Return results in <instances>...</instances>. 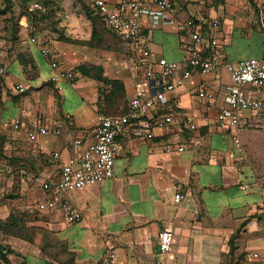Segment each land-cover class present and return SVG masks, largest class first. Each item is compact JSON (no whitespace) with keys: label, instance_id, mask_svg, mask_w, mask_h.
I'll return each instance as SVG.
<instances>
[{"label":"crops","instance_id":"1","mask_svg":"<svg viewBox=\"0 0 264 264\" xmlns=\"http://www.w3.org/2000/svg\"><path fill=\"white\" fill-rule=\"evenodd\" d=\"M52 1L54 15L36 31L48 36L75 80L62 83L61 90L50 82V64L29 41L34 32L28 14L20 15L19 42L10 53L0 55L6 70L0 76V134L7 138L14 163L0 175V264H98L107 250L116 254L113 264H264L248 259L250 252L264 255V131L217 125L216 111L224 107L232 86L224 70L221 80L213 74H194L170 94L178 102L172 132L154 126L149 139L135 137L127 128L117 137L120 155L114 177L70 195L82 214L80 222H68L59 210L50 215L37 211V204L49 197L42 182L54 180L62 163L80 159L94 143L99 114L129 111L134 83L141 75L133 62L137 46L122 43L105 26L99 27L105 34L101 40L92 41L94 25L82 6L92 0ZM106 1L114 7L118 0ZM171 1L180 20L202 11L221 20L214 34L231 62L264 56V0ZM143 22L142 30L158 57L186 61L175 27L153 28L148 20ZM95 68H101L104 78L122 84L124 96L116 106H107L102 92L111 87L96 78ZM17 85L26 91H17ZM205 90L214 94L213 99L197 98V92ZM255 97L264 100V92ZM166 113L154 111L152 116L159 119ZM185 115L194 119L196 133L181 125ZM248 118L250 113L243 114V121ZM17 120L22 124L19 131L11 127ZM58 124L63 126L57 137L38 136L34 141L27 137L33 126ZM77 139L83 142L81 149L74 146ZM167 146L171 152H166ZM180 146L183 152L177 150ZM55 152L61 154L60 163L52 158ZM177 193L185 195L181 203L174 201ZM5 195L10 199L3 200ZM26 210L41 215L25 222L27 237L32 229L51 234L36 233L31 241L6 233L10 215ZM169 228L174 233L172 248L161 256L158 237Z\"/></svg>","mask_w":264,"mask_h":264},{"label":"built area","instance_id":"2","mask_svg":"<svg viewBox=\"0 0 264 264\" xmlns=\"http://www.w3.org/2000/svg\"><path fill=\"white\" fill-rule=\"evenodd\" d=\"M12 1L17 9V4ZM92 3L108 29L115 32L123 42L138 47V54L133 62L141 75L134 83V96L130 100L129 111L118 116L99 114L94 129V143L88 146L80 159L69 158L62 163L54 180L46 179L42 182L49 197L37 204V211L42 215H50L59 210L70 223L80 222L82 219V214L70 200V195L114 177L115 163L120 155L116 139L125 129L128 128L135 137L150 139L153 137L154 126L168 132L176 128L174 114L178 102L171 100L170 94L194 74H213L216 80H221L222 71L228 73L232 86L225 95L224 107L216 111L215 116L220 128H252L264 131V100L255 97L259 91L264 92V56L261 59H243L238 63L227 59L223 54L221 41L214 34L222 26L221 20L211 18L203 11L186 20H180L177 5L171 0H118L114 7L106 0H92ZM32 10L44 13L46 11L38 3L32 5ZM144 20H148L153 28L171 26L177 29L186 54L184 63L169 61L156 55L150 47L149 36L142 30ZM34 24H30L34 35L29 41L50 64V82L61 90V84L74 81L76 74L61 63L48 36L39 34ZM5 72L0 63V76L5 75ZM16 90L22 93L26 88L17 85ZM213 97L211 91L197 92V98L201 100H211ZM166 110L168 113L162 118L154 119L152 116L154 111ZM246 112L251 114V118L243 121L242 116ZM180 121L183 127L193 133L197 132L198 126L191 116L185 115ZM62 126L36 125L27 131V137L30 141L36 140L38 136L57 137ZM11 127L19 131L22 124L17 120ZM191 138L190 135L187 136L188 140H192ZM235 141L240 144L238 138ZM74 146L81 149L83 142L77 139ZM177 150L183 152L185 149L180 146ZM171 151L172 147L167 146L166 152ZM52 158L59 163L62 159L59 152L53 153ZM184 200L185 195L182 193H177L174 197L176 203ZM173 240L174 233L170 228L159 234L158 249L161 256L170 253ZM115 258V252L107 250L98 264H113ZM248 259L264 263V255L259 252H250Z\"/></svg>","mask_w":264,"mask_h":264},{"label":"trees","instance_id":"3","mask_svg":"<svg viewBox=\"0 0 264 264\" xmlns=\"http://www.w3.org/2000/svg\"><path fill=\"white\" fill-rule=\"evenodd\" d=\"M8 2H10L11 4H13L12 0H7ZM16 4H18L20 2V5L23 9V13H27L28 16H30L31 20L34 21L33 23H35V25H39L40 23H42L43 21H45V19H51L50 16L54 15V12L52 10L51 6V2L52 0H14ZM34 1V3H33ZM81 2L84 0H80ZM226 0H216L217 3L220 2H225ZM30 3V6H27V8H25V5H28ZM35 3L40 4L45 11L44 12H40V11H32L31 7L32 5H34ZM83 5V10L86 14V16L88 17V19L91 21V23L94 25V32H93V38L92 41L97 37V35L100 33L101 31L99 29V25L97 24V20H100L103 25L106 27V24L104 23L102 17L97 13V10L93 7V3L87 4L84 2ZM24 5V6H23ZM57 23V20L55 21V25ZM110 30V29H109ZM109 32L113 33L122 43H126L125 41L123 42L122 39L112 30H110ZM96 69V78H99V80H101V82L105 85H109L111 88L109 90L108 93H104L102 92V94L104 95V99L105 102H107V106H116L117 105V101L119 99L123 98V93H124V89L122 88V84L119 81H110L109 79H106L103 77V71L101 70V68H95ZM6 141L7 138L5 136H3L2 134H0V151H6ZM2 156V154L0 155V157ZM1 159V158H0ZM9 164L10 166L14 165V163L12 162V160H9ZM41 217L40 214H37L36 217ZM28 221L27 216H25V214L22 213H18L16 212L13 215H10L8 221L5 224V229L4 231L6 233H14V234H18L21 237H23L24 239H30L31 241H33L34 236L36 235V233L39 234H46L49 235L51 233H47V232H43L42 230L36 231L35 229L32 230H27L28 232H31V238L27 237L26 235V229H25V222ZM21 231L23 233H21ZM33 236V237H32ZM232 249H234V247H231ZM231 249V250H232Z\"/></svg>","mask_w":264,"mask_h":264},{"label":"rangeland","instance_id":"4","mask_svg":"<svg viewBox=\"0 0 264 264\" xmlns=\"http://www.w3.org/2000/svg\"><path fill=\"white\" fill-rule=\"evenodd\" d=\"M192 1H199V2L204 1V3H206V2H209L210 0H181V2L186 3V4ZM50 4H51L50 7L52 8L53 12H55L54 11L55 9L53 8L55 4L53 3V1ZM83 5H86V4L82 3V6ZM17 6H18V9H16L14 5L8 2L7 0H0V55L2 54L6 55V53H10L12 49L16 46L17 42H19V39L21 37L20 33H18L19 29H21V27L18 26L19 21L21 19L20 15H27V13H23V9L20 5V2L17 4ZM27 6H30V3L28 5H25V8H27ZM51 17L52 16H50V18ZM96 22L99 25L101 30L105 29L103 23L100 20H97ZM36 26L40 28L41 25H36ZM102 34L104 33L101 31V34L99 33L97 37L94 39V41H100L101 40L100 36ZM110 40L112 42L117 41L116 39L115 40L110 39ZM118 101H117V104L119 103ZM1 154L2 156L0 157L1 158L0 159V175L4 174L3 171L7 170L8 167H10L9 160L11 159L7 148H6V151L5 150L0 151V155ZM2 199L8 200L10 198H9V195H5V197H3ZM24 214L25 216H27L28 220L32 219L33 216H36L28 212L27 210L26 212H24Z\"/></svg>","mask_w":264,"mask_h":264}]
</instances>
